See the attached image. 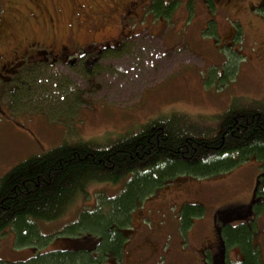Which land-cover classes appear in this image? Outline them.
<instances>
[{"label":"rangeland","instance_id":"374dc122","mask_svg":"<svg viewBox=\"0 0 264 264\" xmlns=\"http://www.w3.org/2000/svg\"><path fill=\"white\" fill-rule=\"evenodd\" d=\"M16 1L27 22L11 26L5 21L3 27L24 47L37 40L55 46L92 43L91 50L123 31L128 35L93 58L87 54L64 67L26 69L12 85L6 83L0 90V175L66 137L103 140L171 110L214 115L225 112L236 95L264 100V16L259 9L243 5L235 13L211 0H157L156 11L172 6L165 14L152 12L149 0L11 3ZM6 3L0 0V16ZM261 163L250 157L214 177H175L147 196L132 211V224L127 223L134 233L124 246L123 255L130 249L126 264H207L211 255L202 250L203 243L217 246L219 241L216 212L251 201ZM123 184L88 186L87 198H80L65 217L42 226L43 233L65 232L78 209L97 207L101 191L115 196ZM186 203L202 204L205 213L184 231L178 218ZM254 220L253 242L264 264V214ZM65 237L56 234L40 247L20 248L12 230L7 231L0 237L5 242H0V259L13 262L61 248L56 243ZM228 254L231 260L241 259L236 248Z\"/></svg>","mask_w":264,"mask_h":264},{"label":"trees","instance_id":"16d2710c","mask_svg":"<svg viewBox=\"0 0 264 264\" xmlns=\"http://www.w3.org/2000/svg\"><path fill=\"white\" fill-rule=\"evenodd\" d=\"M156 1L147 4L154 13L166 14L172 7L156 11ZM259 11L264 16V9ZM231 100L225 112L192 115L171 110L115 136L109 133L103 140L78 137L69 141L66 137L41 155H30L0 175V237L12 230L15 244L23 248L40 247L56 234L90 232L101 235L104 247L117 251L120 229L129 228L132 211L166 182L175 177H214L254 157L262 162L263 170L251 201L216 212L215 230L224 252L220 260L207 264H262L253 238L254 217L264 214V100L242 95ZM120 181L124 184L117 195L101 191L100 204L78 209L65 232L42 236L45 229H40V223L53 224L69 214L80 198H87L88 186ZM204 210L200 203L183 204L178 218L181 228L187 230ZM233 247L241 254L239 261L229 257ZM84 258L81 252L68 250L36 251L17 264H84Z\"/></svg>","mask_w":264,"mask_h":264},{"label":"flooded vegetation","instance_id":"af4514ba","mask_svg":"<svg viewBox=\"0 0 264 264\" xmlns=\"http://www.w3.org/2000/svg\"><path fill=\"white\" fill-rule=\"evenodd\" d=\"M11 1L12 0H7V3L5 4L6 7H4L5 14L4 16L3 14L0 16V90L6 87L7 82L12 85L13 80L18 79L20 77L19 75H22L26 69L35 70L40 66L48 68V66L54 67L56 65L58 67H64L67 64L74 63L77 59H80L87 54L90 57H95L102 53L103 50H107L108 48L113 49L119 46L121 40H124V38H126L125 36L128 35L127 32L123 31L120 35L116 34V37L107 38L104 41L97 42L96 46L91 48V50L88 49H90L92 43L80 47L70 43L55 46L53 42H49L46 45L37 40L34 44L24 47L21 39L13 41L10 33H6V30L3 27L5 21H9L11 26L18 25V22H21L22 24H26L27 22L25 18L22 17L21 6L17 4V1L12 3ZM116 2L119 5L121 3L119 0H116ZM211 2L215 5L218 4L224 9H230L235 13H237L239 9H242L243 5H246V8L251 11H254L255 9H264V0H211ZM7 14H10V16ZM72 46L78 48V50L76 52H70ZM13 86H15V84H13ZM0 111H2L1 107ZM42 226V223H40V229ZM131 229L130 227L120 229L122 240L119 243V249L117 251L112 246L104 247L101 235L98 236L91 234L90 232L77 233L76 235L66 234V237L64 238L65 242L61 241L56 243V245L61 248L45 251L55 252L56 250H60L65 252L68 250L69 252L76 254L81 252L85 257L84 264H126L124 256L130 249H128L124 255L123 251L125 248L124 246L126 245L127 247L128 243L130 244L132 240L131 238L134 231ZM47 235V233H42L43 237ZM50 239H48V241H50ZM0 242L5 243L3 240ZM202 248L203 251H207L208 255H211L209 261H218L221 259V256H223V243H221L220 239L217 241V246L206 242L203 243ZM214 248H217V250L214 251ZM236 250L238 249L236 248ZM24 260H14L13 262H9L5 259H0V264H5L3 262L17 264L18 262L23 263Z\"/></svg>","mask_w":264,"mask_h":264},{"label":"snow or ice","instance_id":"6c2138e0","mask_svg":"<svg viewBox=\"0 0 264 264\" xmlns=\"http://www.w3.org/2000/svg\"><path fill=\"white\" fill-rule=\"evenodd\" d=\"M65 2H68V0H57L58 4L65 3Z\"/></svg>","mask_w":264,"mask_h":264}]
</instances>
